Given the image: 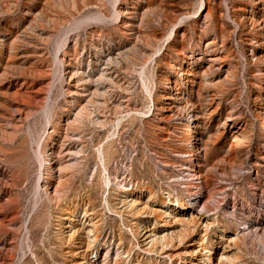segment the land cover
Segmentation results:
<instances>
[{"label":"rangeland","instance_id":"374dc122","mask_svg":"<svg viewBox=\"0 0 264 264\" xmlns=\"http://www.w3.org/2000/svg\"><path fill=\"white\" fill-rule=\"evenodd\" d=\"M129 198L207 221L204 255L139 250L173 228ZM83 211L92 264H264V0H0V264L82 263Z\"/></svg>","mask_w":264,"mask_h":264},{"label":"bare ground","instance_id":"6f19581e","mask_svg":"<svg viewBox=\"0 0 264 264\" xmlns=\"http://www.w3.org/2000/svg\"><path fill=\"white\" fill-rule=\"evenodd\" d=\"M107 65L110 66V59L108 60ZM78 73H80V72L78 71ZM99 76H100L99 77L100 80L104 79L106 82L107 81L110 82V76L109 75L100 73ZM82 77H83V74H82ZM70 78H72V77L70 76ZM88 81H86V82H88ZM84 83H85V81H84ZM187 136H188V133H186L184 138L186 139ZM43 154H44V152H43ZM104 156L105 155H103V158H102L103 164L105 163V160H106V159H104ZM101 157H102V154H101ZM49 178H51V177H49ZM61 180H63V179H61ZM58 181H59V179H58ZM61 182H64V181H60V184H61ZM57 183L58 182H56V184ZM57 186H61V185L57 184L55 188H58ZM135 201L136 200L132 201V199H130L129 201L127 200L126 202H124V205L127 207L126 209L128 211H130L129 213H132L135 216H141L142 214L146 215L147 217H150L155 224L160 225L161 227H167V226L170 227L171 226L173 228L172 232H170V233L168 232V234H165L163 236H159L155 233V231H154L155 227H153L149 230L141 228L142 231L141 232L138 231L137 233H135V231H132L131 233L133 234V237L136 238V241H137L136 244H137V248L139 250L146 252V253H149L151 255L150 257L156 258V260L158 262H160V258H162V256L170 259L171 258L170 252L172 251V248L175 246V244L181 242L185 238H191V233L193 231H196L197 236H199V239H198L199 242L197 245H195L197 248L191 249V251H189V252H184V254L191 256V258L189 259L190 262L195 260L192 258V256H203L204 255V252L201 253L202 248L200 247V245H201L202 236H204L203 234L206 232V229L208 227L207 221H204L199 216L194 215L192 213H186V211H188V209H186L185 205L182 203L176 204L177 211H170L166 207L167 203L164 202L163 200H160V203H158L159 207L157 205L153 206L150 203H146V205L143 208L140 207V205L142 204L140 201H137V203H135ZM124 211H125V209L123 210V212ZM70 212L72 214V215H70L71 217L74 215H78L76 208L72 209ZM118 216L120 218L124 219V215H122V213H121V215H118ZM67 220H68L67 225L69 228L68 233L67 234L62 233V235H60L61 236L60 239L64 240V241L66 240L68 242L73 241V243H74V240L77 242V239H78L80 241V242L79 241L78 242H79V245H81V249H83V248L84 249L82 252L75 253L74 256L78 257V260H81L82 263H80V264H92L90 262L91 259H89V256H91V254L93 253V246L95 245V243L98 240V233H97L98 230L96 227L97 222L94 223L93 218L91 216L87 215L86 211L82 212V214L78 218L77 222L73 223V218H67ZM124 220H126V219H124ZM175 226H177V227H175ZM230 242L233 243L234 240L230 239L228 242L226 241L225 243L229 244ZM66 245H67V243H66ZM77 246H78V244H77ZM74 250H76V249H74ZM222 251H223V248H220V256L223 255ZM93 256L96 257V251H95V255H93ZM208 258H212V257L208 256ZM185 259L187 260V258H185ZM185 259H183V260H185ZM157 261H156V263H158ZM74 264H78V261L75 260Z\"/></svg>","mask_w":264,"mask_h":264}]
</instances>
